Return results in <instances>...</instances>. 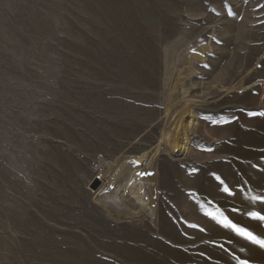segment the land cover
I'll list each match as a JSON object with an SVG mask.
<instances>
[{"label": "rangeland", "instance_id": "obj_1", "mask_svg": "<svg viewBox=\"0 0 264 264\" xmlns=\"http://www.w3.org/2000/svg\"><path fill=\"white\" fill-rule=\"evenodd\" d=\"M262 113L264 0H0V264H264Z\"/></svg>", "mask_w": 264, "mask_h": 264}, {"label": "bare ground", "instance_id": "obj_2", "mask_svg": "<svg viewBox=\"0 0 264 264\" xmlns=\"http://www.w3.org/2000/svg\"><path fill=\"white\" fill-rule=\"evenodd\" d=\"M191 122L192 120H187V119H184L183 122L182 116L180 115H178L177 118L172 122L173 128H176L174 134L172 135L171 138L165 137L166 138L165 142L169 146L172 152H179L186 149L188 142V127H190ZM158 150H159V146H156L152 156L156 155Z\"/></svg>", "mask_w": 264, "mask_h": 264}, {"label": "snow or ice", "instance_id": "obj_3", "mask_svg": "<svg viewBox=\"0 0 264 264\" xmlns=\"http://www.w3.org/2000/svg\"><path fill=\"white\" fill-rule=\"evenodd\" d=\"M264 114V113H262ZM242 235H246L249 239L254 240L255 242L261 244V246H264V241L257 240L255 236H253L251 233L246 232L242 229H237Z\"/></svg>", "mask_w": 264, "mask_h": 264}]
</instances>
